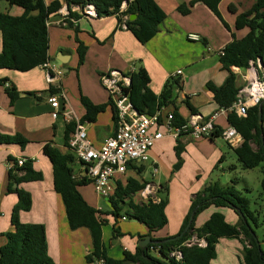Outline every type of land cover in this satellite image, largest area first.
Listing matches in <instances>:
<instances>
[{
	"label": "crops",
	"instance_id": "obj_1",
	"mask_svg": "<svg viewBox=\"0 0 264 264\" xmlns=\"http://www.w3.org/2000/svg\"><path fill=\"white\" fill-rule=\"evenodd\" d=\"M57 1L62 3V9L67 11L71 9L73 13L81 16L72 27L57 26L56 23L60 19L59 13L52 16L48 22L49 62L60 69L64 75L59 80L49 83L43 67L27 73L0 70V80H8L6 84H0V134L20 136L28 142L24 147L0 146V247L6 245V235L16 231L12 224V212L18 203V198L15 194L8 193V164L15 165L19 160L24 159L26 163L28 161L32 163L34 171L41 173L43 179L19 186L32 197V209L28 213H21V223L45 226L49 264H89L86 262V256L93 252L91 234L85 228L76 231L70 229L62 198L54 189L52 163L44 154L46 145L57 148L62 154H70L65 141L67 124L62 116L57 121L52 118V109L48 104L50 89L64 93L66 99L65 104L63 103L64 110L70 111L75 121H81L86 115L81 102L82 97L87 98L95 106L107 105L106 110L98 115L95 123L87 124L89 140L97 148L101 147L107 138L113 136L116 129L115 109L110 104L109 94L102 87L100 80L110 71L138 73L144 69L150 77V89L155 95L163 92L168 80H179L180 88L177 87L174 90V104L163 108L162 114L166 115L176 110L178 115L186 121L192 116L208 121L218 113L220 116L215 122L216 128L224 130L229 126V114L221 113L222 108L215 103L207 85L211 83L221 87L226 83L229 74L222 71L219 54L233 41L234 37L242 40L247 36L248 29L241 31L236 29L237 16L250 11L257 0H222L219 4V12L228 28L204 4L197 3L192 6L195 0H154L165 12L166 19L159 26V32L155 38L145 45L139 43L127 29H121L115 16L88 18L82 15L80 6L72 5L69 9L64 0H43L46 6ZM231 5L236 7V14L230 11ZM0 13L21 17L24 10L10 6L6 2H0ZM189 35H198L200 41H189ZM77 40L86 47L85 61L81 66H79ZM2 42L0 34V54L3 48ZM246 70L233 69L235 84L239 90L247 82ZM179 71L182 75L175 76ZM8 88L16 89L19 94V98L14 103H11L7 94ZM205 140L208 139L194 142L186 135L178 140L166 138L160 141L150 153L152 166L158 170L154 174H158L161 168L169 170L172 167L177 141L185 148L181 156L184 164L182 162L179 171L184 170L185 163L192 157L195 161V171L190 176L193 178L201 177L204 173L203 164L206 165L207 162L210 163V167L222 157L226 162L224 150L209 151V145ZM213 143L215 141H210V144ZM229 148L235 150L230 145ZM170 158L171 160L167 163L166 160ZM190 162L192 163L191 160ZM76 166L79 170L77 159L73 166L74 171H78ZM143 167L144 173L140 180L145 181L143 176L146 172V164ZM133 173L135 174V171L129 170V173L122 178L124 186L129 177H133L130 175ZM125 178L128 179L125 181ZM181 179L184 180L185 177L181 175ZM155 185L160 190L163 184ZM89 186H92L94 190L93 185L90 184L79 188V192L91 207L102 209L101 218L106 222L103 227V242L109 257L122 260L125 252L135 254L139 243L145 237L150 236L152 240L171 239L180 232L179 230L175 236H171L164 232L167 225L163 230L150 234L145 225L135 220L134 223H130L132 220L126 213H130L131 209L127 205H122L123 210L120 213V216L126 217L127 220L123 221L120 218L115 220L114 224L111 219L114 217L110 214L112 208L106 211L101 199L98 196L94 198ZM207 186V184L202 185V189ZM158 196L159 192L157 200L161 201ZM192 198L194 199L193 195ZM141 202L139 194L133 198V204L140 205ZM212 208L216 207H210L196 220L195 229L203 227L215 213L223 215L229 224L239 225L240 219L236 214L231 215L228 211H220L224 208L211 211ZM114 229H118L120 235H115ZM123 231L130 235L129 242L122 239ZM225 240L227 239L220 240L216 246L217 258V247ZM226 246L229 250L228 256L221 264H242L243 249L244 246L248 247V244L241 242L242 247L239 249L237 245L234 246L229 241ZM150 255L161 259L156 251H151Z\"/></svg>",
	"mask_w": 264,
	"mask_h": 264
},
{
	"label": "trees",
	"instance_id": "obj_2",
	"mask_svg": "<svg viewBox=\"0 0 264 264\" xmlns=\"http://www.w3.org/2000/svg\"><path fill=\"white\" fill-rule=\"evenodd\" d=\"M222 0H195L192 6L201 3L213 12L228 28L219 12V4ZM10 6H15L24 10L21 17H12L0 13V34L2 35V53L0 54V70H13L21 73H27L34 69L43 67L49 62V37L48 22L52 16H55L62 9V3L59 1L46 6L43 0H0ZM69 6L77 5L83 9L88 5L95 8L97 18L115 16L119 26L125 25L127 30L133 34L136 40L142 45L147 44L155 38L159 32V26L166 19L165 12L154 2V0H64ZM127 7L122 11L123 4ZM234 14L237 13L235 6L229 7ZM185 11V10H184ZM70 21L68 27L75 25L81 16L73 13L71 9ZM188 12V11H185ZM136 16V20L130 18ZM128 17V21L124 18ZM236 29L238 31L248 29L247 36L242 40L233 41L227 45L220 55V64L222 71L229 74L226 83L221 87L209 83L208 90L212 93L215 103L222 109L230 108L236 101L239 89L235 84L234 68L249 69L251 63L255 64L261 61L264 67V0H257L253 8L237 16ZM79 66L84 64L86 47L77 40ZM8 80H0V84H6ZM150 77L148 73L141 69L138 73L131 75V85L128 90L131 102L134 108L140 113L150 116L155 115L163 108L174 104V90L180 88L179 80L170 79L165 85L160 95H155L150 89ZM56 89H50V95L58 94ZM7 94L14 103L19 94L14 88H8ZM82 105L86 110L85 117L80 121L81 124L95 123L99 114L103 113L107 105L95 106L87 98L82 97ZM112 105V103H110ZM262 106L263 120L260 123V107ZM115 109V108H114ZM193 112V110H192ZM175 126H183L187 123L182 119L177 111L171 113ZM115 126L117 124L116 110L114 116ZM264 102L259 106L250 108L247 117L241 118L231 113L228 115V125L236 129L242 136L243 143L234 151L238 162L245 170H254L262 168L264 173ZM76 123H70L66 127L65 141L68 148V142L74 133ZM223 130L216 128V131L208 140L214 142L217 138H222ZM28 142L20 136H4L0 134V146H20L24 147ZM256 147V148H255ZM184 147L177 141L175 148L177 158L180 160L184 152ZM70 152V151H69ZM44 154L50 159L53 166L54 189L62 198L68 223L72 231L82 228L89 230L92 242L93 252L86 256V262L89 264H213L217 258L216 246L222 239L238 240L247 243L244 246L242 255V264H264V252L259 248L255 237L256 231L252 228L250 221H255L254 213L250 210V202L244 198L240 192L234 188H224L218 184L210 185L202 192L194 196L191 209L186 217L180 236L188 226L190 220H193L190 230L182 239L175 242L150 245L142 250L137 248L135 254L124 253L122 260H116L108 256L103 242V227L106 222L101 218L102 212L91 207L82 197L79 188L88 186L91 183L86 180H75L73 178V166L76 164L75 156L62 154L57 148L51 145L44 147ZM224 162V157L220 163ZM129 170L135 171L136 178L130 177L125 186L118 183L115 196L109 200L112 208L110 213L115 220L123 218L120 216L122 205L128 206L131 212L127 216L149 229L153 234L163 230L168 225L166 216L167 203L161 200L159 203L153 201H142L140 205L133 204V198L137 196L147 185L140 180L144 173V167H137L136 164H130ZM41 173L34 171L32 163L28 161L22 168H14L9 171L8 193L15 194L18 203L12 212V224L16 231L7 234V243L0 247V264H49L48 243L46 237V228L40 224H22L20 215L22 212H30L32 209L31 194L19 186L24 183L42 181ZM262 190L264 192V179L262 180ZM159 193L165 192V187H160ZM210 207L231 209L240 219L237 226L229 224L223 215L215 213L209 221L199 229H195L196 219L200 214ZM115 235H120L118 229H114ZM196 234L200 239H205L208 246L206 248L182 247L183 259L177 262L170 257V253L178 249L192 235ZM153 240V241H164ZM258 240V239H257ZM151 251L159 253L161 259L150 255Z\"/></svg>",
	"mask_w": 264,
	"mask_h": 264
},
{
	"label": "built area",
	"instance_id": "obj_3",
	"mask_svg": "<svg viewBox=\"0 0 264 264\" xmlns=\"http://www.w3.org/2000/svg\"><path fill=\"white\" fill-rule=\"evenodd\" d=\"M129 1L133 2L134 0ZM126 7L127 4L124 3L122 11ZM83 13L84 17L97 18L96 10L91 5L85 7ZM59 14L60 19L56 23L57 26L68 27L71 20L70 12L61 9ZM128 20V17L124 18V21ZM122 29L127 28L123 25ZM188 39L192 42L200 41L198 35H189ZM43 70L49 83L59 80L64 75L60 69L52 66L50 62L43 65ZM132 74V71L128 73L110 71L100 79L102 87L109 94L111 103L116 110L117 124L114 135L107 138L98 148L89 140L87 124L75 121L73 114L64 110L66 102L64 93L59 91L58 94L49 95L48 97V104L52 109V118L55 121L62 116L67 125L76 123L75 131L68 142V149L76 157L80 166L78 171H74L73 178L78 181L86 180L90 182L98 198L108 201L115 196L118 183H122V178L129 173V165L136 164L139 167L149 163L151 150L160 141L166 138L178 140L186 135L194 141L207 139L216 131L215 122L220 116L216 113L208 121H204L198 116H192L185 125L175 126L171 113L163 115L159 111L153 116L140 113L134 108L128 93ZM180 75H182L181 71L175 74V76ZM246 75L247 82L239 90L235 103L228 109H222V114L234 113L241 118H245L250 108L259 106L264 102V67L261 61H257L256 64L252 62L250 68L246 70ZM222 138L235 149L243 143L242 136L232 126H228L223 130ZM25 164L26 161L21 159L17 162V167L22 168ZM14 166L12 163L8 164V170L11 171ZM157 171L155 168L154 172L157 173ZM158 192L159 187L149 183L139 193V197L142 201L151 200L154 203H159L160 201L157 200ZM97 210L102 211L101 208ZM122 220L126 221L127 218L123 217ZM207 246L205 239H200L194 234L181 247L172 251L170 257L177 262H181L183 259L182 247L204 249Z\"/></svg>",
	"mask_w": 264,
	"mask_h": 264
},
{
	"label": "rangeland",
	"instance_id": "obj_4",
	"mask_svg": "<svg viewBox=\"0 0 264 264\" xmlns=\"http://www.w3.org/2000/svg\"><path fill=\"white\" fill-rule=\"evenodd\" d=\"M205 142L209 145V151L224 150L226 162L224 161L225 163H220V161H218L215 165H211V167L208 162L206 165L203 164L204 173L201 177L193 178L190 176L195 171V161L192 157L185 163L184 170L180 172L179 167L182 162L184 164V161L182 157L179 160L176 153H174V163L172 164V167H170L169 170L161 168L160 172L156 175L154 174V168L151 161L146 164V172L143 176L144 180L157 185L163 184L165 187V192L159 193L158 196L161 200L167 203L166 212L169 224L164 232L169 233L171 236H175L179 230L181 231L184 223L183 220L188 216L191 209L193 201L192 195L196 196L210 185L218 184L224 188H234V190L240 192L244 198L249 200L250 210L254 213L255 217V221H250V223L257 233L258 242L264 252V192L261 185L262 180L264 179V173L262 168L245 170L238 162L233 149L229 148V145L223 140V138L215 139V143L213 144H210V140H205ZM168 151L170 152V150H167V152ZM170 160L171 158L167 159L166 162L168 163ZM76 169L78 170V166H76ZM180 174L185 177L184 180L181 179ZM130 175L136 177V174L134 173ZM126 179L128 178H125V181ZM206 184L208 186L202 189V185L205 186ZM89 187L92 189L93 196L96 199L97 195L95 191L92 186ZM101 201L104 204L103 208H105L106 211L111 209L108 200L101 199ZM222 210L228 211L231 215H235V213L228 208L221 209L220 211ZM211 211L217 210L216 208H212ZM201 215L202 214H200L198 218ZM198 218L196 220H198ZM111 219L115 224V219ZM130 223H134V220ZM179 233L175 237H177ZM122 239L129 242L130 235L123 231ZM229 241H231L234 246L237 245L238 248L241 249V242L236 240H225L217 247L218 258L213 262L214 264L225 262V258L228 256L229 251L227 250L228 247L226 246V243Z\"/></svg>",
	"mask_w": 264,
	"mask_h": 264
},
{
	"label": "water",
	"instance_id": "obj_5",
	"mask_svg": "<svg viewBox=\"0 0 264 264\" xmlns=\"http://www.w3.org/2000/svg\"><path fill=\"white\" fill-rule=\"evenodd\" d=\"M136 16H132L130 18L131 21H134L136 20ZM263 120V114H262V106L260 107V115H259V121L260 123L262 122ZM212 136V135H211ZM192 222L193 220H190L188 226L186 227L185 231L180 235V236H177L175 238H171V239H166L164 241H161V242H158V241H153L152 238L150 236L148 237H145L140 243H139V247L144 250L146 249L148 246L150 245H156V244H164V243H168V242H175V241H179L180 239L183 238V236L190 230V227L192 225ZM255 240H256V243L258 245V247L260 248V243L258 242L257 238L255 237Z\"/></svg>",
	"mask_w": 264,
	"mask_h": 264
}]
</instances>
